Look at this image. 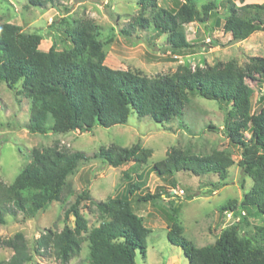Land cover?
<instances>
[{
	"label": "trees",
	"instance_id": "16d2710c",
	"mask_svg": "<svg viewBox=\"0 0 264 264\" xmlns=\"http://www.w3.org/2000/svg\"><path fill=\"white\" fill-rule=\"evenodd\" d=\"M54 1L28 0V3L42 8ZM181 1L177 10L168 11L159 7L156 0H140L139 5L149 9V14L133 18L121 35L130 36L132 30L153 26L157 35H167L171 50L191 52L194 46L187 41L185 25L205 22L216 6L209 2L199 10L197 5L201 0ZM239 2L240 5L228 0L223 3L226 17L222 29L230 35V43L264 31V3ZM64 27L62 35L68 47L43 51L39 48L40 35L24 33L16 24H0V83L16 96L29 100L27 131L42 135L91 132L96 126L123 125L132 114L162 125L182 115L189 94L218 102L225 109L223 132L240 151L237 166L242 177L252 181L239 203L229 202L220 211H229L240 220H245V215L261 219V225L256 228L259 241L249 236L239 237L237 226H232L214 243L197 248L182 235L175 217L178 210L173 208L175 200L170 202L174 219L167 240L180 247L188 264H264V94L258 97V107L254 109L253 88L246 83V78L264 82V55L249 58L243 66L233 60L194 70L181 65L171 75L148 78L130 70L112 69L104 63L99 28L92 19L73 20ZM151 155L152 151L139 142L130 147H101L92 156L71 152L58 144L33 150L30 163L10 185L0 179V225L6 223V216L22 213L24 218H30L52 202H60L67 178L79 163L91 159H99L113 168L131 163L123 172L127 195L117 194L106 202L92 203L102 220L97 227L89 228L79 211L81 201L89 199L88 191L84 190L64 211L65 220L70 215L74 217L73 228L65 225L60 232L47 230L34 241L32 252L21 233L0 239V247L12 251L11 257L0 260V264H28L33 255L47 253L68 264L80 253L84 240L88 243L85 264H137V255L145 259L149 230L133 212L128 196L141 189L139 180H134L131 173L146 164ZM234 164L224 151L198 155L172 147L164 159L153 164L152 170L162 179L180 172L195 176L215 174L220 183L212 187L217 189ZM170 185L176 188V182L171 181ZM162 193L159 189L137 197L136 201L161 200ZM167 195L171 197L169 192Z\"/></svg>",
	"mask_w": 264,
	"mask_h": 264
},
{
	"label": "rangeland",
	"instance_id": "374dc122",
	"mask_svg": "<svg viewBox=\"0 0 264 264\" xmlns=\"http://www.w3.org/2000/svg\"><path fill=\"white\" fill-rule=\"evenodd\" d=\"M139 1L55 0L40 8L30 6L28 0H0V24H16L24 33L40 35L42 40L39 48L47 51L50 48L62 50L68 47L62 35L66 22L92 19L99 28L98 39L105 53L104 63L112 69L130 70L148 78L171 75L181 65L194 70L233 60L238 66H243L249 58L264 55V31L254 32L241 42H229L230 35L222 29L226 17L223 3L227 0L199 1V10L209 2L216 7L205 22L185 25L187 41L194 46L191 52L171 50L167 35H157L153 26L132 30L130 36H123L120 32L129 27L133 18L149 14L150 10L143 9ZM156 1L159 7L168 11L177 10L182 3L181 0ZM228 1L240 5L239 0ZM244 2L261 4L264 0ZM52 22L55 24L52 25ZM257 79L259 78H246V83L253 88L251 102L254 109L258 107V97L264 94V82ZM220 105L216 101L189 94V102L182 115L162 125L148 117L138 119L132 114L123 125L109 128L96 126L91 132L31 134L26 129L29 100L16 96L14 91L0 83V179L10 185L30 163L31 153L36 149L58 144L71 152L80 151L92 156L101 147H130L139 142L142 147L150 149L152 155L146 164L131 173L134 180H139L141 189L128 198L133 212L142 218L143 225L149 230L146 258L142 259L137 255V264H188L180 247L167 240L174 219L172 208L170 209V202L173 200V208L178 210L175 217L182 228V235L197 248L214 243L224 230L232 226H237L239 237L249 236L259 241L256 228L261 225V219L245 215L246 219L240 220L229 214V211H220L229 202L239 203L243 194L252 186L251 179L242 177L237 166L239 149L229 143L223 132L225 109ZM50 123L51 121L47 125ZM245 136L248 137V134ZM172 147L190 150L198 155H208L214 150L224 151L235 164L229 168L227 179L217 189L212 187L213 184L220 183L215 174L195 176L189 172H180L172 177L159 178L152 166L164 159L166 152ZM131 166V163H126L113 168L99 159L79 163L67 178V187L60 202H52L30 218H24L22 213L6 216V223L0 225V239H9L16 233H21L32 252L34 241L47 230L60 232L65 225L74 227V217L70 215L65 220L64 211L84 190L88 191L89 199L81 201L79 211L87 220L89 228L97 227L102 217L92 203L106 202L117 194L127 195L123 172ZM171 181L176 182L175 189H172ZM159 189L163 192L161 200L136 201L137 197L146 193L153 194ZM209 190L211 193H208ZM167 192L171 197H168ZM87 254L88 243L84 240L80 253L68 264H85ZM11 255L10 249L0 247L1 261L8 260ZM28 264L62 263L53 253H47L33 255Z\"/></svg>",
	"mask_w": 264,
	"mask_h": 264
},
{
	"label": "built area",
	"instance_id": "2783aa9c",
	"mask_svg": "<svg viewBox=\"0 0 264 264\" xmlns=\"http://www.w3.org/2000/svg\"><path fill=\"white\" fill-rule=\"evenodd\" d=\"M229 214H231V215H232V213H230V212H229ZM231 215H230V216H231Z\"/></svg>",
	"mask_w": 264,
	"mask_h": 264
}]
</instances>
